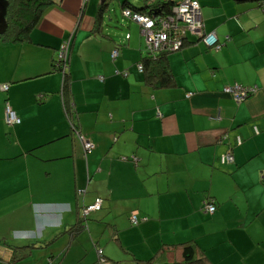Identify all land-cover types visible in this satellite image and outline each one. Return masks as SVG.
Masks as SVG:
<instances>
[{
	"label": "crops",
	"instance_id": "obj_1",
	"mask_svg": "<svg viewBox=\"0 0 264 264\" xmlns=\"http://www.w3.org/2000/svg\"><path fill=\"white\" fill-rule=\"evenodd\" d=\"M198 1L203 31L222 45L186 30L167 53L168 87L144 80V34L121 0L99 30L102 0H55L32 41L0 39V264H101L99 248L136 264L163 242L192 238L213 263L264 264V7ZM67 38L75 121L95 143L87 151L64 111L62 72L51 67ZM235 82L255 89L236 100L222 89ZM4 102L18 123L5 122ZM228 150L233 159L221 163ZM207 194L213 212L203 209ZM96 197L100 208L79 228V211ZM29 242L43 246H9Z\"/></svg>",
	"mask_w": 264,
	"mask_h": 264
},
{
	"label": "trees",
	"instance_id": "obj_2",
	"mask_svg": "<svg viewBox=\"0 0 264 264\" xmlns=\"http://www.w3.org/2000/svg\"><path fill=\"white\" fill-rule=\"evenodd\" d=\"M179 1L181 0H151V1L144 0L143 3L136 5L132 3L131 0H121L119 4L122 14L125 18L138 22L137 20L131 18L130 15L133 13L146 15L152 18L154 22L152 27L153 29H161V30L163 29L166 31L168 35L167 45H165L161 49L154 48L153 50L145 42V45L148 50L146 54H144L143 57H141L140 61L137 63V67L143 72L144 80L147 83L153 85L154 87H168L174 83L173 75L170 72L167 53L171 50L180 48L183 45L185 38V34H183V36L181 37L182 43L177 48L168 47L171 45L173 38H175L178 34L174 29L175 26L178 25L181 27L184 25L183 21L176 16V12L174 11V6L177 5ZM255 1L259 6L264 7V4L260 0H255ZM53 2H55V0H8L7 11L5 16L7 22V28L3 33L0 34V38L3 41H11V42L32 41L31 32L33 28L38 24L45 10ZM109 3L110 0H102V2L100 3V6L97 9V15L95 17L94 27L92 31L99 30L101 28L102 13L108 7ZM125 9L129 10L130 12L129 16L124 13ZM163 21H165L166 23L164 24ZM140 27L142 30L143 26L141 25ZM126 36H128V33L126 34ZM226 36L228 37V35H225L224 39H227ZM200 38L203 39L202 37ZM70 39L71 38H69L68 52H66L65 56L63 57L60 56L59 55L60 46H59L56 52V56L53 57L51 60L52 61L51 67L52 69L60 70V72H62V85L60 88V93L63 99L64 111L71 122V130L74 132L76 138L81 141L80 136H82L83 134L80 131L77 121H75V117L77 116L76 115L77 109H75L73 104L70 102V91H69V82H68L69 72L66 69L70 57V46H71ZM221 42L220 41L218 42L219 47L222 45ZM211 45L215 47L214 44ZM114 49L117 51V48H113L112 50ZM112 50L110 51V56L114 57L112 55ZM44 95L47 96L48 93H42L41 97H43ZM41 97L40 99L42 100ZM84 137L93 143V146L90 148L83 147L84 151L94 148L95 143L90 138L86 136ZM235 140L236 143L241 142V141L238 142L236 138ZM228 152L231 153V151L229 150ZM220 155H219V161L221 162ZM232 159H233V155H232ZM231 160H227L225 162ZM78 192L82 193L84 192V189L79 188ZM96 198H100V197H96ZM209 203H212L214 205V210H215L216 208L215 199L211 195L207 194L203 203L204 210L208 211L206 209V205ZM86 205L88 204L82 206L81 212L79 211V214L77 216L78 221H76V225L78 224L79 228L81 225L85 226L86 218L88 217L87 214L91 210H93L91 209L87 212H84L83 209L84 207H86ZM98 208H100V205ZM213 211H208V212H213ZM137 222L138 220L132 223L136 224ZM41 245L43 246L42 242H37V243L29 242V243H23V244L21 243L16 245L9 244V246L14 249V252L16 250L18 251V254H21L23 250H28L31 247L41 246ZM98 252H99V260L101 264H119V260H115L109 256L103 255L100 248L98 249ZM0 257L6 258L4 255H0ZM14 258L15 257L11 256L9 257V260H12ZM133 259L135 260L136 264H216L210 260L204 249H202L200 245L196 242V240L193 238L183 241L170 242V243L163 242L149 256L144 258L133 257Z\"/></svg>",
	"mask_w": 264,
	"mask_h": 264
},
{
	"label": "built area",
	"instance_id": "obj_3",
	"mask_svg": "<svg viewBox=\"0 0 264 264\" xmlns=\"http://www.w3.org/2000/svg\"><path fill=\"white\" fill-rule=\"evenodd\" d=\"M260 1L264 4V0H260ZM174 11L176 12V16L183 21L184 25L181 27L178 25L175 26L174 29L178 34L175 38H173L171 45L168 47L177 48L182 43L181 37L183 36L186 30H190L191 32L198 34V36L202 37L203 40L208 45L214 44L215 48L219 47L216 34L213 31L206 33L202 29L203 22L200 11V4L198 0H181L178 2L177 5L174 6ZM124 13L128 16L130 15L129 10L127 9L124 10ZM130 16L131 18L137 20L143 26L142 31L145 36V42L148 44L150 48H152L153 50L154 48L161 49L165 45H167L168 35L166 31L163 29L162 30L153 29L152 27L154 22L152 18L139 13H133ZM163 23L165 24L166 22L163 21ZM68 45H69V38L64 39L60 45V54H59L60 56L63 57L65 56L66 52H68V47H69ZM116 53L117 51L115 49L112 50L113 56H115ZM7 86H8L7 83H3L1 85V87L4 89H6ZM254 89L255 86H245L237 82L223 86V90L226 92H230L234 97V99L236 100L243 99L245 96H247V94L252 92ZM5 118H6V122L9 124L18 123L20 121V117L8 103H6L5 105ZM255 130L257 129L255 128ZM80 138L84 145V148H90L93 146V143L87 138H85L83 135L80 136ZM236 139L238 142L241 141V137L239 135L236 136ZM231 159H232V154L228 151L220 155L221 162H225ZM100 202H101V198H96L94 202L86 205L83 211L87 212L91 209L98 208ZM206 209L208 211H213L214 205L212 203H209L206 205ZM130 219L132 222H136L138 220L136 216V211H131Z\"/></svg>",
	"mask_w": 264,
	"mask_h": 264
},
{
	"label": "water",
	"instance_id": "obj_4",
	"mask_svg": "<svg viewBox=\"0 0 264 264\" xmlns=\"http://www.w3.org/2000/svg\"><path fill=\"white\" fill-rule=\"evenodd\" d=\"M8 0H0V34L7 28L6 22V11H7Z\"/></svg>",
	"mask_w": 264,
	"mask_h": 264
},
{
	"label": "rangeland",
	"instance_id": "obj_5",
	"mask_svg": "<svg viewBox=\"0 0 264 264\" xmlns=\"http://www.w3.org/2000/svg\"><path fill=\"white\" fill-rule=\"evenodd\" d=\"M111 1H113V3H115L114 6H115L116 8H118L119 0H110V2H111ZM0 39H1V38H0ZM1 41H3V40L1 39ZM1 93H2V91H0V94H1ZM5 101H6V100H5ZM0 106H1V101H0ZM2 109H3V117H4V120H5V122H6V118H5V102H4V105H2ZM5 122H4V123H5ZM6 123H7V122H6ZM4 125H6V124H4ZM75 137H76V136H75ZM76 140H77V138H76ZM77 141H78V140H77ZM80 188H84V187H80ZM93 210H95V209H93ZM93 210H91V211H93ZM91 211H90V212H91ZM90 212H89V213H90ZM89 213H88V214H89ZM88 214H87V216H88ZM129 218H130V217H129Z\"/></svg>",
	"mask_w": 264,
	"mask_h": 264
}]
</instances>
